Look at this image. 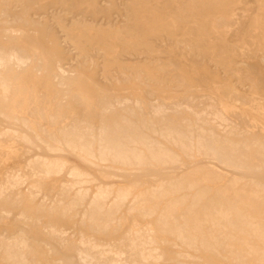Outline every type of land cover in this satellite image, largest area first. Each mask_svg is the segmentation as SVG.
Wrapping results in <instances>:
<instances>
[{"label":"rangeland","instance_id":"374dc122","mask_svg":"<svg viewBox=\"0 0 264 264\" xmlns=\"http://www.w3.org/2000/svg\"><path fill=\"white\" fill-rule=\"evenodd\" d=\"M4 1L0 264H264V0Z\"/></svg>","mask_w":264,"mask_h":264},{"label":"bare ground","instance_id":"6f19581e","mask_svg":"<svg viewBox=\"0 0 264 264\" xmlns=\"http://www.w3.org/2000/svg\"><path fill=\"white\" fill-rule=\"evenodd\" d=\"M3 2L4 3H6L4 0H3ZM25 2H23V4H24ZM228 3V2H227ZM19 7V6H18ZM19 10V9H18ZM28 10H29V5H28V2H26V4L24 5V7H22L21 8V12H20V21H22V22H24V23H28V20H27V12H28ZM2 11V10H1ZM6 17V16H5ZM17 19V18H16ZM18 23H19V21H18ZM32 26V25H31ZM14 58V57H13ZM12 59V58H11ZM260 62H261V60H260ZM259 66V65H258ZM257 66V67H258ZM247 67V66H246ZM254 68V67H253ZM162 69V68H161ZM60 70V69H59ZM59 73V72H58ZM250 73H251V71H250ZM180 82V81H179ZM257 82H259V81H257ZM185 83H184V81L183 80H181V85H184ZM260 84V83H259ZM177 88H179V87H177ZM248 88V87H247ZM178 90V89H177ZM180 92V91H179ZM250 92V91H249ZM229 98H231L232 99V101L234 102V103H236V102H239V97L236 95V94H234V93H232L231 95H230V97ZM253 100V99H252ZM51 109V108H50ZM129 116V115H128ZM197 119V118H196ZM185 121V120H184ZM183 123V122H182ZM199 132V131H198ZM201 132V131H200ZM203 133V132H202ZM102 134V133H101ZM200 135V134H199ZM209 135H211V134H209ZM102 136V135H101ZM129 136H131V135H129ZM188 137V136H187ZM132 138V137H131ZM168 138V137H167ZM198 138V137H197ZM120 139V138H119ZM127 140H128V138H126ZM125 139V140H126ZM166 139V138H165ZM79 140V139H78ZM167 140V139H166ZM190 140V139H189ZM102 141V140H101ZM112 141V140H111ZM138 140H136L135 142L136 143H138L137 142ZM170 141H171V139H170ZM77 142V144H78V141H76ZM105 142V141H104ZM108 142V141H107ZM106 142V143H107ZM124 142V141H123ZM139 142H140V139H139ZM199 142V141H198ZM98 143V142H97ZM128 143H133V141L132 140H129L128 141ZM191 143V142H190ZM99 144V143H98ZM103 144V143H102ZM101 144V145H102ZM91 145V144H90ZM107 145V144H106ZM125 145H126V143H125ZM130 145V144H129ZM132 145H134V144H132ZM131 145V146H132ZM141 145V144H140ZM139 145V146H140ZM143 145H145L144 143H143ZM167 145V144H166ZM67 146V145H66ZM120 146V145H119ZM124 146V145H123ZM159 146V145H158ZM173 146V145H172ZM196 146H198V145H196ZM78 147V146H77ZM79 147L81 148V146H80V143H79ZM78 147V148H79ZM106 147V146H105ZM127 147V146H126ZM152 147V146H151ZM75 148H76V146H75ZM80 148L78 149L79 151H80ZM82 148H83V146H82ZM84 148H86V147H84ZM83 148V149H84ZM90 148V147H89ZM108 148V147H107ZM139 148V147H138ZM144 148V147H143ZM67 149V148H66ZM87 149V148H86ZM101 149H103L102 147H101ZM140 149V148H139ZM152 149V148H151ZM76 150V149H75ZM98 150V149H97ZM148 150H150V149H148ZM262 150V149H261ZM70 151V150H69ZM103 151H104V149H103ZM113 151V150H112ZM116 152L114 153V156H113V154H112V156L115 158V159H117V160H119V161H126V160H139V154H135V153H133V151L130 153V151L128 152L127 150H124L123 148H121V149H118V150H115ZM162 151V150H161ZM211 151V150H210ZM80 152H82V154L84 153V151L83 150H81ZM90 152V151H89ZM89 152H88V154H89ZM106 152V151H105ZM136 152H137V150H136ZM191 152V151H190ZM204 152H206V150H204ZM207 152H209L208 150H207ZM10 153V152H9ZM79 153V152H78ZM104 153V152H103ZM102 152H101V154H103ZM107 153V152H106ZM110 153V152H109ZM140 153V152H139ZM148 153V152H147ZM147 153H145L146 155H148ZM157 153V152H156ZM156 153H154L152 156L153 157H157L156 156ZM159 153V152H158ZM262 153H263V151H262ZM81 154V153H80ZM86 154H87V152H86ZM85 154V155H86ZM87 154V155H88ZM98 154V153H97ZM108 154V153H107ZM106 154V157L108 156ZM111 154V153H110ZM150 154H152V152H150L149 153V155ZM164 154V153H163ZM163 154H161L160 153V155H163ZM210 155H211V153H209ZM10 155V154H9ZM91 155V154H90ZM164 155H166L167 157H169V155H167V154H164ZM189 155V154H188ZM263 155H264V153H263ZM80 156V155H79ZM84 156V155H83ZM102 155H100V157H101ZM165 156V157H166ZM207 156V155H206ZM85 157V156H84ZM87 157V156H86ZM86 157H85V159H86ZM109 157H111V156H109ZM151 157V156H150ZM167 157L165 158L166 160H167ZM77 158V157H76ZM88 158V157H87ZM104 158V157H103ZM158 158V157H157ZM164 158V157H163ZM5 158L3 157V160H4ZM84 159V160H85ZM170 159V158H169ZM211 159V158H210ZM7 160V159H6ZM79 160V159H78ZM100 160H101V158H100ZM105 160V159H104ZM116 160V161H117ZM151 160V159H150ZM90 161V160H89ZM103 161V160H102ZM112 161H114V160H112ZM131 161V162H132ZM218 161V160H217ZM3 161H1V163H2ZM44 162V161H43ZM155 162H156V159H155ZM175 162V161H174ZM235 162V161H234ZM0 163V164H1ZM38 163V162H37ZM39 163H40V161H39ZM38 163V164H39ZM119 163V162H118ZM125 164H126V162H124ZM157 163V162H156ZM34 164H35V162H34ZM46 164V163H45ZM138 164V163H137ZM227 164V163H226ZM50 165H52L51 163L49 164V166ZM122 165H124V164H122ZM140 165V164H139ZM138 165V166H139ZM45 166V165H44ZM43 166V167H44ZM47 167V168H50V167ZM55 166V165H54ZM228 166V165H227ZM12 167H13V165H12ZM28 167V166H27ZM56 167V166H55ZM9 168H10V166H9ZM37 167H35V169H36ZM52 168V167H51ZM50 168V169H51ZM29 169V168H28ZM27 169V170H28ZM33 169V168H32ZM43 169V168H42ZM49 169V170H50ZM56 170L55 171H57L58 169L57 168H55ZM4 170V169H3ZM10 170H11V168H10ZM15 170V169H14ZM16 170H17V168H16ZM26 170V171H27ZM40 170H41V168H40ZM45 170H47V169H45ZM6 171V170H5ZM13 170H11V172H12ZM25 171V170H24ZM25 171V172H26ZM29 171V170H28ZM35 171V170H34ZM37 171V170H36ZM48 171V170H47ZM60 171V170H59ZM200 171V170H199ZM233 171V170H232ZM2 172V171H1ZM44 172V171H43ZM50 172V171H49ZM49 172H48V174H49ZM52 172H53V168H52V171L50 172L51 174H52ZM3 173H5V172H3ZM26 173H28V172H26ZM32 173H34V172H32ZM37 173V172H36ZM73 173V172H72ZM8 174V173H7ZM11 174V173H10ZM9 174V175H10ZM16 173H14V175H13V173L11 174V175H13V176H15V178H16V175H15ZM18 174V173H17ZM41 175H42V173H40ZM45 174H46V172H45ZM45 174H43L44 176H46ZM51 174H49V175H51ZM56 174V173H55ZM57 174H58V172H57ZM10 175V176H11ZM19 175V174H18ZM21 175V174H20ZM27 175H29V174H27ZM38 175H39V173H38ZM53 175H54V173H53ZM53 175H51V176H53ZM77 175V174H76ZM7 176V175H6ZM6 176L4 175V178H6ZM31 176V175H30ZM48 176V175H47ZM46 176V177H47ZM59 176V175H58ZM80 176V175H79ZM78 176V177H79ZM3 176L1 175V178H2ZM19 177V176H18ZM31 177H33V175L31 176ZM30 177V178H31ZM48 177H50V176H48ZM20 178V177H19ZM18 178V179H19ZM76 178V177H75ZM8 179H9V176H8ZM12 179V178H11ZM10 179V180H11ZM14 179V178H13ZM3 180V179H2ZM5 180V179H4ZM6 180H7V178H6ZM15 181H13V183H15L16 182V179H14ZM11 181V182H12ZM238 181V180H237ZM9 182V181H8ZM19 182H20V179H19ZM6 183H7V181H6ZM5 183V184H6ZM12 183V185H14ZM3 184V183H2ZM5 184H4V186H5ZM15 184H17V183H15ZM230 184V183H229ZM8 185H10V184H8L7 183V186ZM18 185V184H17ZM22 185V184H21ZM71 187H68L67 186V188L65 187L63 190H62V196L63 197H67V195L69 194V192H70V190L72 189V185H70ZM167 186H169V185H167ZM0 187H2L1 185H0ZM9 187V186H8ZM12 187V186H11ZM11 187H10V189H11ZM19 187H20V185H19ZM12 188H15V186L14 187H12ZM18 188V187H17ZM60 188V189H61ZM172 188V187H171ZM174 188V187H173ZM158 189V188H157ZM6 190H8V189H6ZM168 190V189H167ZM1 191V190H0ZM3 191V190H2ZM1 191V192H2ZM60 191V190H59ZM112 191V190H111ZM115 191V190H114ZM170 191H171V189H170ZM128 192V191H127ZM134 193V192H133ZM157 193V192H156ZM252 193V192H251ZM6 194V193H5ZM87 194H88V192H87ZM111 194V193H110ZM126 194V193H125ZM125 194L123 193V192H118L117 194H116V197H115V203L113 204V206H119V205H122L123 204V202H124V200H126L127 198L125 197ZM153 195V194H152ZM86 196V194H84V193H80V194H77L76 195V198H75V196H74V199L76 200V201H78L79 202V204L81 205V202L83 201V200H85L84 199V197ZM94 197L92 198L93 199V204L95 205V207L96 208H98V209H103L102 207H103V205H104V202H105V200H106V198L109 196L108 195V193L107 192H105V191H99V192H96V194L95 195H93ZM127 196V195H126ZM153 196H155V195H153ZM29 197V196H28ZM27 197V198H28ZM31 198V197H30ZM29 198V199H30ZM126 198V199H125ZM137 199V198H136ZM28 200V199H27ZM139 202V201H138ZM76 203V202H75ZM59 204V203H58ZM73 205V204H72ZM132 205H133V202H132ZM112 206V207H113ZM228 206V205H227ZM71 207V206H70ZM120 207V206H119ZM75 208V207H74ZM74 208H73V210L72 211H74ZM110 208V207H109ZM97 209V210H98ZM115 209H117V208H115ZM155 209V208H154ZM110 210H111V208H110ZM114 210V209H113ZM231 210V209H230ZM39 211H41V210H39ZM99 211V210H98ZM129 211H131V210H129ZM44 212H46V211H44ZM100 212V211H99ZM111 212H112V210H111ZM111 212H109V213H111ZM75 213V212H74ZM85 213V212H84ZM106 213H108V212H106ZM27 214V213H26ZM143 214H144V212H143ZM149 214V213H148ZM111 215V214H110ZM164 215V214H163ZM27 216V215H26ZM74 216H75V214H74ZM84 216V215H83ZM106 216H107V214H106ZM72 217V216H71ZM24 218H26V217H24ZM83 219V218H82ZM158 220V219H157ZM22 221V220H21ZM26 221V220H25ZM84 221V220H83ZM100 221V220H99ZM85 222V221H84ZM25 222L23 221V224H24ZM29 223V222H28ZM93 223V222H92ZM164 223V222H163ZM90 224V223H89ZM106 224H107V222H106ZM163 225V224H162ZM102 226V225H101ZM100 226V227H101ZM104 226V225H103ZM164 226H165V224H164ZM89 227V226H88ZM92 227V226H91ZM95 227V226H94ZM211 227V226H210ZM93 228V227H92ZM99 228V227H98ZM107 228V227H106ZM27 229V228H26ZM97 229V228H96ZM95 229V230H96ZM102 230H103V227H102ZM163 230V229H162ZM186 230V229H185ZM103 232H104V230H103ZM97 233H98V231H97ZM100 233H102V232H100ZM104 234V233H103ZM57 235V234H56ZM252 236V235H251ZM209 239V238H208ZM7 241H9V240H7ZM134 242V241H133ZM1 243H2V241H1ZM12 243V242H11ZM196 243V242H195ZM8 244V243H7ZM202 245V244H201ZM60 246H61V243H60ZM191 246V245H190ZM208 246V245H207ZM23 247V246H22ZM62 247V246H61ZM24 248V247H23ZM88 248V247H87ZM91 248V247H90ZM60 249V248H59ZM22 251H24V250H22ZM139 251H141V250H139ZM57 252H58V250H57ZM61 257V256H60ZM141 257H142V255H141ZM140 257V258H141ZM73 258H74V255L72 256V255H69V256H65V257H63V258H61V259H63L64 260V263L63 264H74L73 263ZM75 258L77 259V264H92V257H91V255H90V251H89V249H85V247H84V249H80L78 252H77V254L75 255ZM15 259V258H14ZM237 259V258H236ZM14 261V260H13ZM16 261V260H15ZM14 261V262H15ZM25 261V260H24ZM16 263V262H15ZM21 263V262H20ZM118 264V263H117Z\"/></svg>","mask_w":264,"mask_h":264}]
</instances>
